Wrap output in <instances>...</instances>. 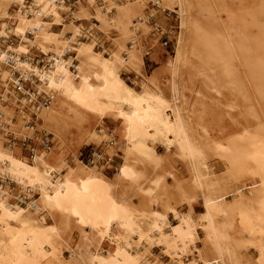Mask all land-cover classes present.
<instances>
[{"label": "bare ground", "instance_id": "1", "mask_svg": "<svg viewBox=\"0 0 264 264\" xmlns=\"http://www.w3.org/2000/svg\"><path fill=\"white\" fill-rule=\"evenodd\" d=\"M145 1L139 0L138 3L144 7ZM154 1L158 8L163 5L169 8L175 6L180 29L185 30L178 37L173 58L161 67L162 73L167 76L168 97L156 80L159 68L150 76L140 73L144 65L134 29L145 26L146 21L137 18L139 24L133 23V17L141 11L133 8L130 2L116 13L115 22L122 40L116 42V52L107 54L103 48L95 53L89 46L78 42L77 37L82 31L80 27L70 25L71 38H66L63 32L53 33V27L63 26L60 20V12L66 9L63 2L31 0V6H28L26 0H0V39H7L9 33L17 38V44L7 48L15 53L16 68L25 77L30 73L40 76L52 98L51 105L38 113L41 122L36 123V130L48 129L58 138L64 132L75 130L87 145H93L106 142L108 135L103 129V120L112 119L118 122L114 133L118 142L124 145V154L114 175L119 183L126 182L128 187L135 185L138 180L135 167L138 164L158 168L156 148L162 146L168 152L177 150L179 157L190 164L194 190L204 200L205 214L199 221L209 240L211 259L205 258L197 248L199 238L196 223L190 215L180 214L168 207H163L162 212L146 209L133 211L124 204L115 203L111 217L105 198L99 204L96 198H91L92 207L81 210L87 229L100 239L108 238L113 251L90 250L87 245L86 250L81 246L70 248L71 254L84 264H159L156 259L152 260L150 253L151 249L158 248L174 264H186L185 261L187 264H239L228 233L236 221L240 225L238 233L242 240L250 250L256 252L258 264H264V130L260 127L264 124V115L256 113L254 106L248 104L249 95L242 81H229L228 84L231 87L234 85L240 99L247 103H244L247 105L244 106L246 115L253 117L258 127L255 131L243 127L240 135L224 141L220 134L218 113L215 117L214 111L210 112L205 100L209 98L204 95L206 91L219 95L220 81L227 77L216 79L205 74L212 64L228 67L232 60L237 59L242 66L258 70L259 79L264 78V57L260 56L264 51V35L247 46L233 49L228 43L212 39L202 28L199 15L204 11L201 0ZM95 3L96 0H90V7L96 14L100 17L106 15ZM191 4H195L194 16L189 13ZM9 6L16 8V18L7 13ZM11 20H14V29L9 26ZM27 31L34 32L32 38L26 36ZM86 36L92 43L93 35ZM127 40L130 47L125 46ZM33 47L46 56L52 55V69L49 72L19 59ZM68 51L75 54L73 60L77 62L76 65H73L72 59H64ZM123 54L126 58L122 57ZM7 57V53L0 50V63ZM127 61L140 75L139 90L122 78L121 68ZM72 67L76 73L72 72ZM6 69L7 88L10 71ZM184 74L191 77L190 88L183 84ZM2 75L3 69L0 77ZM256 76L252 75V78ZM196 78H201L199 87ZM255 86L256 95L264 103V87L256 83ZM7 108L0 109L5 116L12 117L9 113L13 109L7 112L4 110ZM234 108L226 106L223 110L229 116ZM20 121L22 118L18 123H11L13 131H18L19 135H26L27 132L31 135L33 130L27 131ZM214 131L218 135L212 134ZM3 143L0 137V177L10 178L20 189H33L39 194V199L32 210L28 206L21 208L12 205L9 203L10 197L0 195V264H67L64 262L62 244L56 247L52 241L55 228L45 227L44 219L37 217L44 213L51 214L56 208L62 212L71 207L70 188L81 163L70 166L66 158L53 150L28 161ZM200 144L214 149L220 159L239 157L240 170L252 180L251 185L245 188L250 203L247 210L240 209L239 219H236L233 211L228 212L224 208L223 196L218 195L222 186L210 181L212 177L209 178L206 155ZM112 151V148L108 149L109 153ZM84 169L99 177L105 176L98 168ZM160 184L161 179L157 177L148 185L146 193L149 199H158L156 191ZM179 189L185 194L181 187ZM195 198H191L190 202H194ZM170 214L175 224L170 223ZM83 242H88L86 236H83Z\"/></svg>", "mask_w": 264, "mask_h": 264}, {"label": "rangeland", "instance_id": "2", "mask_svg": "<svg viewBox=\"0 0 264 264\" xmlns=\"http://www.w3.org/2000/svg\"><path fill=\"white\" fill-rule=\"evenodd\" d=\"M74 1H78V3L73 8L64 4L66 9L60 12V20L63 26L53 27V33L59 34L63 32L66 38H71L73 34L70 30V25L80 27L82 31L80 37H77L78 42L89 46L95 53L100 52L101 48H103V51L107 54L116 52L118 49L116 47V42H121L122 40L115 22L117 11L122 6L126 5L127 2H130L133 8L139 9L141 13H136L133 17V23L139 24L137 18H142V21H146L145 26H140L136 29L133 28L135 38H137V42H139V49L144 65L140 73L143 76H150L155 69L159 68L156 80L160 83L166 96H170L167 86V76L162 73L161 67L173 58L175 48L177 47V43H175L176 38L179 37L181 32H185L184 29L183 31L180 29V18L175 6L169 8L163 5L158 8L154 0H146L144 7L142 4L138 3L139 0H96L95 6L106 12V15L100 17L96 14V11L90 7V0ZM201 4L204 11L199 15L201 25L212 39L217 38L218 41L228 43L233 49H237L238 47L249 45L253 40L264 35V0H201ZM26 5L31 6V0H26ZM191 8H194L193 11ZM15 10V7L9 6L7 13L11 17L16 18ZM189 13L191 16L196 14L195 4H191ZM13 22L14 20L9 22L11 29H14ZM153 23L159 25L164 33L169 31L171 25L178 27L177 29H179V31L176 32L174 36L175 39L172 38L173 35L167 34L172 40V43L169 44L170 47L162 46L160 41H158L159 36L156 38L152 36ZM181 27L184 28V26ZM91 34L94 37L92 43L91 39L86 36ZM11 37L14 36L9 33L8 38ZM6 41L7 39H0V50H2V47H6ZM16 44L17 40L15 41V45ZM125 46H131L129 40L125 42ZM67 53L73 52L68 51ZM146 53H148V55ZM26 54L28 53L24 55ZM29 54L32 56L39 55V51L31 48ZM107 54L104 55L106 58H108ZM260 56L264 57L263 50ZM122 57L126 58L124 54ZM68 59L73 60L74 58L71 57ZM2 69L4 75L0 77V92L2 91L1 87H6L5 79L7 69L6 67ZM205 74L209 77L214 76L216 79L227 76L220 81L219 95L210 91L204 92V95L210 99H205L206 106H208L210 112L214 111L215 117L218 113L221 124L220 134L223 140L228 141L231 140L232 137L240 135L243 127L247 128L249 131H255L258 127L257 121L253 117H248L246 115L244 106H247V103L240 99L235 91L234 85L232 88L228 82L235 83L237 80L242 81L249 95L248 104L254 106L253 108H255L256 113L264 115V103L259 100L256 95L257 87L255 83L257 86L261 85L264 87V78L259 79L260 73L258 70L254 71L251 67L242 66L240 61L235 59L232 60L231 65L228 67L212 64L205 70ZM121 75L128 85L139 90L141 84L140 75L136 73L135 67L129 64L128 61L125 66L121 68ZM252 75H257L254 79L258 81L254 80ZM196 79H198L196 84L199 87L201 78ZM182 80L186 88L192 86L191 77L189 75L184 74ZM226 106L235 107L229 116L227 115L228 113H225L226 111L223 110ZM13 107L15 106L4 110L8 112L13 109V111L9 113V115L13 116ZM19 119L20 117H16L17 123ZM106 121L109 127L116 126L115 124L118 125V122L112 119H106ZM20 123H22V121H20ZM98 127H96V131H98ZM260 127L264 130V124ZM44 130L52 133L48 129ZM17 132L18 131H16L15 134L18 137L19 134ZM212 134L218 135V132L214 131ZM26 135L30 136L28 132ZM52 135L55 141L54 153L62 156V158L68 157L67 162L70 166L78 162L75 158L78 149L103 146L101 142L87 145L86 141L79 138V134L75 130H69L67 133L64 132L59 138L53 133ZM0 137L2 138V142H4L3 137L1 135ZM118 144L123 156L124 145L121 142H118ZM199 146L206 155L205 162L209 167V178H213H210V181H215L222 186L218 191V195L223 196L224 208L228 212L233 211L236 219H239L238 216L241 213L240 209L247 210L249 206L250 200L245 188L251 185L252 180L240 170L241 164H238L239 157L230 160L220 159L218 153L214 149L210 150L204 146V144H200ZM9 150L13 151L17 156L25 158V155L21 153L19 149ZM156 150L159 158V167L154 168L153 166L138 164L135 167L138 180L136 184L131 187H128L126 182L119 183L118 179L114 176L116 173L113 174L110 171H104L98 168L105 174L104 177H99L94 172L84 169V167L90 168L89 166L79 164V173L76 174L74 184L70 188L72 195L71 207L62 212L56 208L51 214L44 213L42 216L37 217L38 219H44L45 227L55 228L52 241L56 247L62 244L61 249L63 251L64 262L67 264H84L76 257L72 256L70 248L75 246H81L86 250L87 245H89L88 248L90 250L113 251V247L108 238L100 239L87 229L81 208L87 209L88 207H92L90 202L91 198H96L98 204L105 198L109 205L108 209H110L111 217L113 216L112 208L115 203L124 204L133 211L146 209L149 211L155 210L162 212L163 207H168L180 214L190 215L196 223V231L199 238L196 241L197 248L205 258L211 259L210 252L208 251L209 240L201 229L199 221L205 214L204 200L202 195L196 193L194 190L190 164L179 157L180 153L177 150L168 152L162 146H158ZM157 177L161 179V184L156 191L158 199L151 200L147 197L146 190L148 185L152 184ZM179 187L182 188L185 194L181 193ZM193 197H196L195 201L190 202ZM169 221L171 224H175L171 214L169 215ZM239 229L240 225L235 221L228 230L232 241L231 247L235 250L239 264H258L256 252L250 250L249 245L242 240L241 235L238 233ZM83 236L88 238L87 243L83 242ZM150 253L152 260L156 259L159 264H174L170 259L164 257L158 248L151 249ZM188 259L192 261L191 257H188ZM185 262L187 264V261Z\"/></svg>", "mask_w": 264, "mask_h": 264}, {"label": "built area", "instance_id": "3", "mask_svg": "<svg viewBox=\"0 0 264 264\" xmlns=\"http://www.w3.org/2000/svg\"><path fill=\"white\" fill-rule=\"evenodd\" d=\"M66 6L73 8L78 1L74 0H59ZM58 2V3H59ZM71 10V9H70ZM176 20V19H175ZM175 25H171L169 31L165 33L162 28L153 23L152 36L154 38L159 36L158 41L164 47H168L172 40L168 35L175 34L179 29ZM35 32V30H34ZM27 31L26 36L32 38L33 33ZM16 37L7 38L5 48L2 47L8 57L5 61L0 63V71L6 67L10 71V80H8V91L6 87H1L0 92V106L11 107L15 103L14 115L12 117L5 116L0 109V135L3 137L4 145L8 149H19L25 155L28 161H33L36 155L48 154L54 149L55 141L52 133L42 129L36 130V123H40L38 113L48 108L52 103L48 91L45 90V81L37 75L29 74L25 77L20 70L16 68L15 53L8 51L7 48L15 45ZM178 38H176V43ZM170 47V46H169ZM34 48V47H33ZM35 49V48H34ZM37 50V49H35ZM38 51V50H37ZM148 55V53H146ZM50 56H46L39 52V55L32 56L31 54L22 55L19 59L28 62L30 65L38 68L39 70L49 72L52 69L53 61ZM67 57V58H66ZM75 58V54L66 53L64 59ZM73 60V65H76ZM73 73H76L75 68H71ZM8 117V119H7ZM16 117L22 118V125L27 131H32L31 135H18L11 128V123H16ZM5 119V120H4ZM103 129L106 130L108 139L103 142V146L85 147L78 150L75 158L78 162L85 166L100 168L104 171H110L113 174L118 172L119 164L121 163L122 152L119 149L118 137L114 133L113 127H109L103 123ZM112 148L111 153L108 149ZM6 194L9 198V203L18 205L20 207H29L34 209L39 199V194L31 188L20 189L17 184L8 177H0V195Z\"/></svg>", "mask_w": 264, "mask_h": 264}, {"label": "crops", "instance_id": "4", "mask_svg": "<svg viewBox=\"0 0 264 264\" xmlns=\"http://www.w3.org/2000/svg\"><path fill=\"white\" fill-rule=\"evenodd\" d=\"M103 123H104V124H106V123L108 124V122L106 121V119L103 120ZM107 124H106V125H107ZM115 125H116V126H112V127L116 128V127H117V124H115ZM98 128H99V127H98ZM80 149H81V148H80ZM80 149H78V150H80ZM78 150H77V152H78ZM77 152H76V153H77ZM67 160H68V157H66V161H67Z\"/></svg>", "mask_w": 264, "mask_h": 264}]
</instances>
